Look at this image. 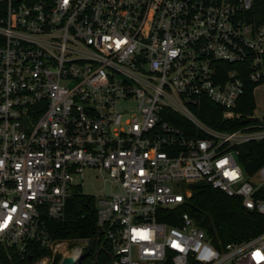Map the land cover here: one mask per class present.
Segmentation results:
<instances>
[{
	"label": "built area",
	"instance_id": "2783aa9c",
	"mask_svg": "<svg viewBox=\"0 0 264 264\" xmlns=\"http://www.w3.org/2000/svg\"><path fill=\"white\" fill-rule=\"evenodd\" d=\"M263 57L264 0H0V254L54 264L76 248L80 264L88 239L49 221L91 175L115 189L92 195L111 264H264V230L218 248L187 212L158 220L197 181L264 216V163L247 175L236 158L263 116L223 131L193 109L236 116Z\"/></svg>",
	"mask_w": 264,
	"mask_h": 264
},
{
	"label": "trees",
	"instance_id": "16d2710c",
	"mask_svg": "<svg viewBox=\"0 0 264 264\" xmlns=\"http://www.w3.org/2000/svg\"><path fill=\"white\" fill-rule=\"evenodd\" d=\"M264 69V57H263ZM264 81V75L259 82H246L243 95L235 108L236 116L222 119V110L209 100H201L193 109L197 117L209 127L233 131L236 129H256L260 123L254 116L255 100L253 87ZM169 120L178 126L190 129L189 122L177 115ZM264 122V115H263ZM237 162L247 175H252L264 163V138L252 140L241 147ZM189 196L185 201L170 210L158 220L177 223L180 213L187 212L197 226L204 229L215 247H221L228 242L239 241L254 236L264 230V216L244 208L238 197H229L213 189L204 181L187 185ZM174 217H171L173 216ZM49 230L55 239L68 240L75 244L77 240L88 239L89 253L85 256L89 264H111L110 245L102 231L96 226L95 199L92 195L81 191L67 198L64 215L56 221H49ZM33 247H31L32 249ZM40 251L37 252L39 254ZM59 261L56 258L55 263ZM17 256L11 252L10 259L0 254V264H16Z\"/></svg>",
	"mask_w": 264,
	"mask_h": 264
},
{
	"label": "rangeland",
	"instance_id": "374dc122",
	"mask_svg": "<svg viewBox=\"0 0 264 264\" xmlns=\"http://www.w3.org/2000/svg\"><path fill=\"white\" fill-rule=\"evenodd\" d=\"M253 96L255 100L254 116L261 117L264 115V81L253 87ZM79 180V179H78ZM80 181V180H79ZM81 190L83 193L90 195L109 194L115 189L112 188L108 181H103L101 176H89L82 182ZM187 191H190L189 188ZM60 248V246H58ZM63 249V248H62ZM71 248H69V251ZM68 251V252H69ZM80 264H89L88 259L84 258Z\"/></svg>",
	"mask_w": 264,
	"mask_h": 264
},
{
	"label": "water",
	"instance_id": "95a60500",
	"mask_svg": "<svg viewBox=\"0 0 264 264\" xmlns=\"http://www.w3.org/2000/svg\"><path fill=\"white\" fill-rule=\"evenodd\" d=\"M79 255V251L76 248H73L72 250H70V252L63 256L58 264H74L76 258Z\"/></svg>",
	"mask_w": 264,
	"mask_h": 264
},
{
	"label": "bare ground",
	"instance_id": "6f19581e",
	"mask_svg": "<svg viewBox=\"0 0 264 264\" xmlns=\"http://www.w3.org/2000/svg\"><path fill=\"white\" fill-rule=\"evenodd\" d=\"M58 246H60V249L62 250V248L64 247V244H61V245H58Z\"/></svg>",
	"mask_w": 264,
	"mask_h": 264
}]
</instances>
